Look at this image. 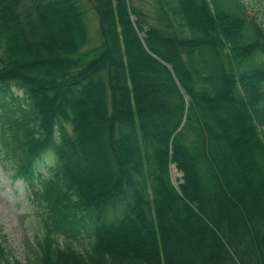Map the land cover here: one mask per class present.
<instances>
[{"label":"trees","instance_id":"16d2710c","mask_svg":"<svg viewBox=\"0 0 264 264\" xmlns=\"http://www.w3.org/2000/svg\"><path fill=\"white\" fill-rule=\"evenodd\" d=\"M138 1L0 0V264H264V0Z\"/></svg>","mask_w":264,"mask_h":264},{"label":"rangeland","instance_id":"374dc122","mask_svg":"<svg viewBox=\"0 0 264 264\" xmlns=\"http://www.w3.org/2000/svg\"><path fill=\"white\" fill-rule=\"evenodd\" d=\"M140 1L137 0V4ZM261 9L259 2H253V10ZM91 36L97 38L98 22L93 12H89ZM45 164H50L46 161ZM43 166V165H42ZM182 176L176 172L175 181ZM22 182L12 183L0 164V235L6 238V244L15 258L26 260L30 246L36 237L37 223L34 210Z\"/></svg>","mask_w":264,"mask_h":264},{"label":"water","instance_id":"95a60500","mask_svg":"<svg viewBox=\"0 0 264 264\" xmlns=\"http://www.w3.org/2000/svg\"><path fill=\"white\" fill-rule=\"evenodd\" d=\"M176 168L174 167V169H173V171H172V173H173V175L175 176L176 175ZM179 175H181V174H179ZM174 180H175V178H174Z\"/></svg>","mask_w":264,"mask_h":264}]
</instances>
